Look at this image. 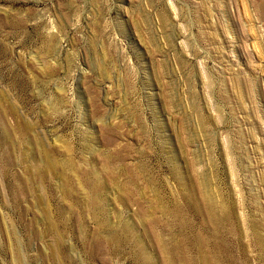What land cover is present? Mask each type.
Instances as JSON below:
<instances>
[{
	"label": "rangeland",
	"instance_id": "rangeland-1",
	"mask_svg": "<svg viewBox=\"0 0 264 264\" xmlns=\"http://www.w3.org/2000/svg\"><path fill=\"white\" fill-rule=\"evenodd\" d=\"M0 264H264V0H0Z\"/></svg>",
	"mask_w": 264,
	"mask_h": 264
}]
</instances>
